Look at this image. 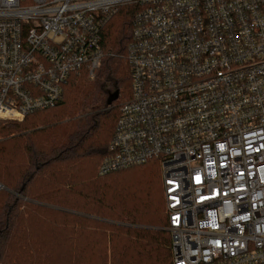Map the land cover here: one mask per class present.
Listing matches in <instances>:
<instances>
[{
    "label": "built area",
    "instance_id": "obj_1",
    "mask_svg": "<svg viewBox=\"0 0 264 264\" xmlns=\"http://www.w3.org/2000/svg\"><path fill=\"white\" fill-rule=\"evenodd\" d=\"M123 6L132 93L100 174L159 163L173 264H264V0H0V121L94 75Z\"/></svg>",
    "mask_w": 264,
    "mask_h": 264
},
{
    "label": "trees",
    "instance_id": "obj_2",
    "mask_svg": "<svg viewBox=\"0 0 264 264\" xmlns=\"http://www.w3.org/2000/svg\"><path fill=\"white\" fill-rule=\"evenodd\" d=\"M134 10L102 29L94 75L74 73L53 107L0 121V264H173L159 163L99 172L132 93Z\"/></svg>",
    "mask_w": 264,
    "mask_h": 264
},
{
    "label": "water",
    "instance_id": "obj_3",
    "mask_svg": "<svg viewBox=\"0 0 264 264\" xmlns=\"http://www.w3.org/2000/svg\"><path fill=\"white\" fill-rule=\"evenodd\" d=\"M120 96L119 91H115L113 93H111L107 99V104L108 105H112L114 101H116Z\"/></svg>",
    "mask_w": 264,
    "mask_h": 264
},
{
    "label": "rangeland",
    "instance_id": "obj_4",
    "mask_svg": "<svg viewBox=\"0 0 264 264\" xmlns=\"http://www.w3.org/2000/svg\"><path fill=\"white\" fill-rule=\"evenodd\" d=\"M162 180V179H161Z\"/></svg>",
    "mask_w": 264,
    "mask_h": 264
}]
</instances>
